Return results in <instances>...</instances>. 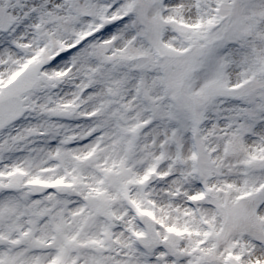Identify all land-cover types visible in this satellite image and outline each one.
Here are the masks:
<instances>
[{"label": "snow or ice", "instance_id": "obj_1", "mask_svg": "<svg viewBox=\"0 0 264 264\" xmlns=\"http://www.w3.org/2000/svg\"><path fill=\"white\" fill-rule=\"evenodd\" d=\"M0 264H264V0H0Z\"/></svg>", "mask_w": 264, "mask_h": 264}]
</instances>
